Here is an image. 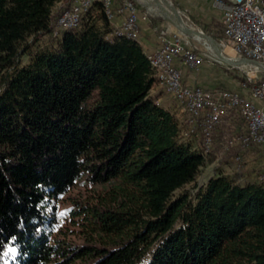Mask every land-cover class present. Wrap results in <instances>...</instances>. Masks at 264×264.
<instances>
[{"label":"trees","instance_id":"obj_1","mask_svg":"<svg viewBox=\"0 0 264 264\" xmlns=\"http://www.w3.org/2000/svg\"><path fill=\"white\" fill-rule=\"evenodd\" d=\"M72 3L0 0V264H264V184L188 190L207 160L150 96L149 55L106 38L102 4L53 38ZM82 180L92 200L66 219L84 241H61L59 203Z\"/></svg>","mask_w":264,"mask_h":264},{"label":"built area","instance_id":"obj_2","mask_svg":"<svg viewBox=\"0 0 264 264\" xmlns=\"http://www.w3.org/2000/svg\"><path fill=\"white\" fill-rule=\"evenodd\" d=\"M93 4L94 0H73L70 9L58 18L53 38L60 37L63 31L79 28ZM217 4L224 10L221 21L225 37L223 47H230L235 58L264 64V0H219ZM103 8L110 21L116 12L123 11L122 8L114 10L113 0H103ZM125 10L128 13L126 19L112 29L106 37L108 40L118 37L140 39L138 5L129 0ZM159 39L160 46L149 54V59L156 85L176 99L185 115L180 123V138L185 142L194 138L207 160L214 151L217 130L227 118H231L239 120L242 129L227 138L222 152L236 151L233 160L238 170L244 163L245 150L257 148L264 157V108L256 103L260 101L264 104V78L256 81L255 77L246 74L248 82L252 83V86L241 84L246 93L224 87L205 89L187 86L183 83V74L176 66V60L199 70L209 57L191 48L178 33L162 31ZM258 182L264 184V171L258 175Z\"/></svg>","mask_w":264,"mask_h":264},{"label":"crops","instance_id":"obj_3","mask_svg":"<svg viewBox=\"0 0 264 264\" xmlns=\"http://www.w3.org/2000/svg\"><path fill=\"white\" fill-rule=\"evenodd\" d=\"M129 0H113L114 10L122 8L123 11L120 13L116 12L115 17L110 21V29H114L120 26L127 16V11L125 6ZM179 11L183 14L184 18L188 23L192 24L194 27H199L204 29V31H212L214 24H221L224 10L217 4L219 0H172ZM103 5V0H94L93 4V14L94 16H99L101 14V6ZM139 7L140 17H139V31L140 39L139 42L144 48L145 52L149 55L154 53L160 46L159 32L157 27H162L168 30L171 34H176L177 31L173 30V27L166 22L158 23L157 19L147 15L143 12V8ZM101 25V22H97ZM210 34V33H209ZM176 66L182 71L183 83L190 87L200 86L205 89H214L226 86V88L231 90L243 91L240 82L233 79L232 75L223 72L218 69L215 70V74L209 73L205 64L199 70H193L185 66L181 60H176ZM246 93V91H243ZM150 96L154 98L157 104L166 110L170 111L175 118L182 123L185 119V115L182 113L178 102L174 97L166 93L164 90L160 89L156 84L152 87L150 91ZM261 108H264V104L260 101L256 102ZM242 127L240 126L239 120L227 118L221 127L217 130L216 137H221V140L228 138L230 135L240 132ZM190 141L195 148H198V142L194 138ZM217 141V139H216ZM217 144H215L216 146ZM218 145H224L221 142ZM245 163L248 164L255 173H246L245 180L243 178L239 179L243 183L248 182H258V176L255 174L260 171H264V157L261 155L259 149L251 148L244 152ZM263 162V163H262ZM262 173V172H261ZM240 181V182H241Z\"/></svg>","mask_w":264,"mask_h":264},{"label":"rangeland","instance_id":"obj_4","mask_svg":"<svg viewBox=\"0 0 264 264\" xmlns=\"http://www.w3.org/2000/svg\"><path fill=\"white\" fill-rule=\"evenodd\" d=\"M172 3L173 1L170 0ZM174 4V3H173ZM176 7V5L174 4ZM142 8V7H141ZM177 8V7H176ZM178 9V8H177ZM143 12H145L147 15L151 16L146 9L143 8ZM179 10V9H178ZM62 12V11H61ZM184 21L191 27L199 29L204 31V29H200L199 27H194L192 24L188 23V21L184 18L183 14L181 13ZM153 17V16H151ZM158 23H163V21L160 18H156ZM172 27V26H170ZM157 30L159 32V37L161 35L162 31H166L162 27H157ZM174 31H177L173 27ZM206 34L210 35L206 31H204ZM178 34H180L177 31ZM182 35V34H180ZM212 36V35H211ZM182 37L185 39V41L188 42L189 46L193 49H195L197 52L206 54L209 59L207 62H205V66L207 70H209V73L215 74V70L220 69L225 73H228L230 76L232 75L233 79H235L237 82H241L242 78L246 77V74H250L251 76L255 77L256 81L261 80L264 78V72H259V73H253L251 69L249 68H234L232 66H229L225 63H222L213 53L211 50H209L203 43L199 42L196 39H189L186 38L185 36L182 35ZM217 40V39H216ZM218 41V40H217ZM224 51V55L229 58H235L234 52L230 47L224 48L222 45V41H218ZM53 41L51 38L46 37L44 38L39 44L36 45L34 51L38 49L39 46H44L46 44H51ZM28 57L22 58V62L25 64L28 62ZM202 68V67H201ZM226 88V86H222ZM240 126H242L241 122L239 121ZM217 139V141H216ZM221 142L224 143V145H218ZM227 142V138L224 139L223 141L221 140V137L218 138V136H215V144H217L214 148V151L212 155L210 156L209 160L207 159V164L202 170L201 175L199 176L197 182L194 185H191L187 187L188 190H191L192 187H202L205 185L212 177L217 176L218 174H223V175H228V176H235L238 181H241L239 179L243 178L245 180L246 176L245 174L247 173H255V170L252 169L248 164L244 163L241 167L240 170H238L236 164L234 163V156H235V150H232L228 153H223V149L225 147V144ZM263 163V162H262ZM263 171L257 172L256 177ZM249 175V174H248ZM243 183V181H241ZM94 189L88 185L84 180L80 181L70 192H68L63 198L62 201L59 203V208H58V215L60 216V221L59 224L56 228V237L63 241L67 240L69 242H74V243H83V237L81 234V230L79 229L78 226H74V222L70 221L69 218L66 219L68 216V211H70L72 208H74V202L78 200H92L91 197L93 195Z\"/></svg>","mask_w":264,"mask_h":264},{"label":"water","instance_id":"obj_5","mask_svg":"<svg viewBox=\"0 0 264 264\" xmlns=\"http://www.w3.org/2000/svg\"><path fill=\"white\" fill-rule=\"evenodd\" d=\"M136 5L144 8L147 12L156 18H160L170 26L174 27L180 34L186 38L196 39L197 37L208 40L214 52H212L222 63L234 68H249L253 70L264 71V64L247 59L229 58L224 55L221 44L211 35L204 31L189 26L183 19L181 12L174 6L170 0H164L165 5L160 0H130ZM167 6L168 8H166ZM158 9V12L157 10ZM156 10V11H155Z\"/></svg>","mask_w":264,"mask_h":264},{"label":"bare ground","instance_id":"obj_6","mask_svg":"<svg viewBox=\"0 0 264 264\" xmlns=\"http://www.w3.org/2000/svg\"><path fill=\"white\" fill-rule=\"evenodd\" d=\"M160 1H161V3L163 5L166 4V2L164 0H160ZM165 7L168 8L167 6H165ZM156 10L158 12V9H156ZM196 40H198L199 42L203 43L209 50H211L212 52H214L213 49H212V47H211V45H210V43L208 42V40H206L204 38H201V37H197Z\"/></svg>","mask_w":264,"mask_h":264}]
</instances>
